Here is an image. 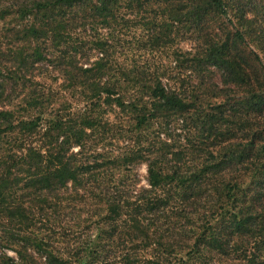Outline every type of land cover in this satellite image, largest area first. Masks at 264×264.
<instances>
[{"label": "trees", "instance_id": "16d2710c", "mask_svg": "<svg viewBox=\"0 0 264 264\" xmlns=\"http://www.w3.org/2000/svg\"><path fill=\"white\" fill-rule=\"evenodd\" d=\"M120 3L234 34L194 53L187 88L87 33L129 22ZM151 22L138 49L160 51L173 28ZM263 26L264 0H0V264H264V86L232 51L264 70ZM47 71L74 106L49 109Z\"/></svg>", "mask_w": 264, "mask_h": 264}, {"label": "rangeland", "instance_id": "374dc122", "mask_svg": "<svg viewBox=\"0 0 264 264\" xmlns=\"http://www.w3.org/2000/svg\"><path fill=\"white\" fill-rule=\"evenodd\" d=\"M119 5V17L126 16L130 19L129 22H122L117 24L116 31H114L113 25L110 27L104 26L101 29H99L96 25L97 30L88 27L87 29L89 30L87 33L91 35L98 32L100 36L108 37L109 40H112V36H114V41L123 45V47L119 46L118 50L115 53L114 60L116 62H144L147 63V65H149L151 69H155L157 71H161V69L163 68H170L171 71L168 69V72L174 71V78H179V81L180 79H184L185 84L183 81H180V83L186 85L187 88L195 87V83L199 79L198 67L194 66L196 60L194 61V63L190 61V59L193 58L194 53H202L203 48L213 40H223L226 37L231 40L234 34L233 25L226 19L225 16L221 14L211 12L207 13L208 15L205 16L204 21L198 27H196L198 24L191 26L190 24L186 23L178 24L176 22H172V24L175 25L173 27L172 25H170V19H166V17L161 14V12L154 15L149 14L147 11H141L140 14H136V12L134 11L135 8H124L123 3H120ZM246 11L248 17H252L254 15L251 10ZM229 14L230 16H232V10L229 12ZM253 17L255 18V16ZM151 20H154V22L157 25H160V27H162L163 29L173 28L171 33L172 39L169 40V37H166L165 35V37H163V41L167 38L166 40L168 41V43H166V46H164L160 51L138 49L142 46H145V41L147 42V46H150L151 43L155 42L154 40L150 39V37L153 36L151 32L154 29V25H152L153 23L151 22ZM232 20L234 21L233 18ZM255 20L253 21V23L259 25V20H257V18ZM167 22L168 24L164 25V23ZM157 31H159V29H157ZM248 41L250 43V47L256 49L254 43L251 40ZM148 50H150V52ZM174 50L178 52L174 54V57H177V61L173 60L172 53ZM257 50L259 51L261 59L264 62V49ZM232 51L238 53L237 57L239 59V62L242 64V66H245L250 71L252 81L255 82V84L262 83V85L264 86V70L260 69L252 56L247 54V52L249 51L248 48L235 46L233 47ZM187 52H191V54H188ZM94 55L95 54L93 52L91 57H93ZM194 58L199 59L200 57ZM42 73L43 75L38 78L39 81L37 83V87L44 88V90L47 92V94H44L45 98H52V107H49V109L51 108L50 110L54 111L59 106L60 102H63L64 100H66L67 102H72L74 106L76 101L75 98L78 94H69V92L64 93L63 89L61 90L60 84L62 80L57 79L58 73H54L52 71ZM206 73H209L214 77H218L219 75L217 74V70L215 68H211L210 72H208L207 70ZM231 87L230 89L227 87L224 90L241 91L247 89L244 84L236 87ZM119 144L121 147L123 146L122 142H120ZM139 172L142 178V183H144L146 175V167L144 164H141V166L139 167Z\"/></svg>", "mask_w": 264, "mask_h": 264}]
</instances>
